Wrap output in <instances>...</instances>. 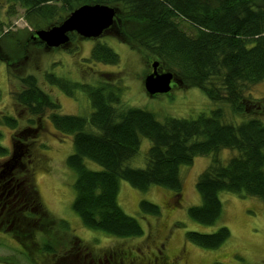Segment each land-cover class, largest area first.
I'll return each mask as SVG.
<instances>
[{
  "label": "trees",
  "instance_id": "1",
  "mask_svg": "<svg viewBox=\"0 0 264 264\" xmlns=\"http://www.w3.org/2000/svg\"><path fill=\"white\" fill-rule=\"evenodd\" d=\"M178 4L164 3L158 9L157 0L0 2V39L4 37V41L10 39L18 43L23 36V46L36 43L39 47L44 44L35 40L36 31L60 25L81 6L113 8L116 12L113 25L123 20L130 22L133 31L123 37L153 56L150 69L151 64L157 62L173 75L172 88L177 78L181 85L203 92L211 103L208 109L193 117H159L148 109L129 106L123 100L125 87L95 68L106 59L113 60V65L119 64V55L112 44H123V40L119 41L116 31L112 36L96 39L89 56H82L83 60L94 64V75L90 79L75 72L67 77L43 71L40 78L45 82L44 88L38 76L20 68L14 71L10 67L13 62L0 59V69L4 68L16 106L14 115L0 113V126L19 134L21 116L33 121L45 117L54 131L69 138L73 146L72 154L65 160V167L74 174L72 193H67L79 222L74 217H70L74 221L70 226L64 220L56 222L57 219L42 208L30 183L28 188L13 192L17 194L14 200L11 197L0 200V211L3 210L4 215L8 213L6 220L10 222L0 233L20 245L26 261H32L38 253L52 261L65 259V264L82 259L91 246L73 235L72 227L77 224L83 232L99 231L115 240L140 238L144 234L140 223L124 213L118 203L120 181L143 193L160 186L179 194L181 169L189 168L197 157H206L208 164L196 180L201 201L191 210L203 211L202 215L197 213L196 219L210 222L214 212L219 210L221 214L223 193L258 200L264 206V98L250 93L264 82V0H183ZM145 5H151L149 12L144 10ZM15 17L31 33L23 35L12 28ZM68 36L69 41L79 37L76 33ZM0 43L4 42L0 40ZM121 83L124 85L122 79ZM54 91L70 98L83 94L88 111L63 114L52 95ZM2 139L0 133V159L4 160L13 157L15 151L4 147ZM146 141L148 147L141 153ZM9 191L8 188L3 192L4 196ZM62 231L68 237L65 241H60ZM53 232L60 235L56 237ZM222 232L229 234L225 228L220 229L219 234ZM89 237L96 243L106 238L95 234ZM206 238L214 240L215 236ZM54 244L66 245L64 252L57 254ZM100 249L103 248L94 253L96 261L108 258L109 254L114 258L113 262L108 261L111 264L124 258L123 249ZM12 256L0 259V264H15L11 263L15 259Z\"/></svg>",
  "mask_w": 264,
  "mask_h": 264
},
{
  "label": "rangeland",
  "instance_id": "2",
  "mask_svg": "<svg viewBox=\"0 0 264 264\" xmlns=\"http://www.w3.org/2000/svg\"><path fill=\"white\" fill-rule=\"evenodd\" d=\"M157 1L158 9L164 3L172 6L178 3L180 5L183 2V0ZM150 9L151 5L144 6L145 11L149 12ZM158 9L153 8L155 11ZM5 23L10 25V22ZM12 23L14 24H12V28L18 33L21 32L23 35L31 33L17 17L12 19ZM49 28L51 27L46 29ZM115 31L120 36L119 41L123 40V44H112L119 55V64L113 65V60L106 59L103 65H97L95 68L105 72L103 75L110 76V80H117L125 87L126 92L123 100L129 106L148 109L159 117H193L211 106L203 92L181 85L177 78H175L174 87L168 94L148 96L143 88V80L151 71L150 63L154 60L153 56L137 46L132 40L123 37L133 31L132 24L125 20L114 24L98 37L99 39H96L112 36ZM22 37L18 43H13L10 39L4 41V37L1 38L0 40L4 43H0V59L13 62L10 67L14 71L20 68L23 72L38 76L40 84L44 88L45 82L40 78L43 71L56 76L66 75L68 77L72 72H75V74L88 79L93 77L94 64L83 60L85 57L82 56L86 54L89 56L91 48L97 43L96 39H94L95 41L83 40L79 36L80 38L72 39L57 50L45 46L39 47L36 43H27V46H23L25 38L22 39ZM1 65L3 66V63ZM87 70L91 71L87 74ZM159 71L168 72L163 66H159ZM4 76V68H2L0 69V113L11 112L14 115L16 106ZM71 77L74 80H79L75 76ZM121 79L124 85L121 83ZM46 88L48 90L47 84ZM74 93L76 92L74 91ZM250 93L254 97L264 98V82L256 85ZM52 95L60 104L63 114L77 115L88 111L89 105H87L86 97L83 94L79 98L74 96L70 98L65 93L54 91ZM20 119L21 133L19 134L0 126V133L3 135L2 145L10 152L15 151L20 157L23 156L16 170L19 181L25 179L26 182L19 187L26 186L28 188L30 183L31 190L39 196L42 208L55 217L56 222L64 220L70 226V222L74 224L70 217L75 218V216L71 208L72 200L68 202L71 196L67 192L72 193L74 174L65 167V160L73 152L72 142L69 138H64L56 133L45 117H42L40 121L36 119L33 121L23 115ZM23 130L25 131L22 132ZM147 147L148 142H143L141 153ZM2 161L3 159H0V162ZM207 164L206 157H197L189 168L181 169L182 188L179 194H174L160 186H153L143 193L134 190L125 181H120L118 203L124 213L134 217L140 223L143 236L115 240L99 231L83 232L80 225L77 224L72 227L74 234H71L78 235L86 245L91 247L86 254L83 253L82 259L79 261L73 259L72 264H89L90 261L94 264L96 262L94 253L99 248H103L100 249L102 251H109L111 248L128 250L132 254L126 255L124 262L125 264H135L140 262L143 253L153 257L152 251L155 247H160L164 256L175 259L176 264H264V206L258 200L238 198L235 195L223 193L220 201L223 204V210L221 214L219 213L220 215L218 210L213 213L214 217L210 222L196 219L197 213L203 214L202 210H191L201 201L199 193H197L196 180ZM219 189L218 187L216 191ZM202 201L204 202V196ZM75 220L77 221L76 218ZM72 228L71 230H73ZM222 228L227 229L229 234L222 232L220 235L219 231ZM62 233L63 237H60V241H65L68 237L64 231ZM2 234L0 233V259H6L13 255L12 257L15 259L11 260V263L16 262L15 264H65V259L63 261L62 258L57 261L53 260L56 262L54 263L49 257L42 258L46 256H41L39 253L35 254L34 258L30 256L33 258L32 261H26L23 257L25 253L20 245ZM52 234L56 237L60 235L55 232ZM94 234L99 238L103 236L106 238L96 243L89 237ZM213 235L215 236L214 240L206 238ZM94 238L98 240L96 236ZM38 239L41 242L40 238ZM54 248L57 254H62L66 245L54 244ZM49 256L54 258L52 255Z\"/></svg>",
  "mask_w": 264,
  "mask_h": 264
},
{
  "label": "water",
  "instance_id": "3",
  "mask_svg": "<svg viewBox=\"0 0 264 264\" xmlns=\"http://www.w3.org/2000/svg\"><path fill=\"white\" fill-rule=\"evenodd\" d=\"M115 16V10L107 6H81L60 25L36 31L35 40L47 48H61L68 44V35L71 33H76L84 39H96L113 25ZM157 68L158 63L153 62L152 71L144 80L145 91L150 96L167 94L172 89L173 75L170 72L158 73Z\"/></svg>",
  "mask_w": 264,
  "mask_h": 264
},
{
  "label": "flooded vegetation",
  "instance_id": "4",
  "mask_svg": "<svg viewBox=\"0 0 264 264\" xmlns=\"http://www.w3.org/2000/svg\"><path fill=\"white\" fill-rule=\"evenodd\" d=\"M150 74V73H149ZM23 156L20 157V155L14 153L13 157L5 158L2 162H0V200L5 197H11L12 200H14L17 196V194L13 195V192L20 188L19 186L25 183L23 179L19 181L18 173H17V165L21 161ZM9 188L8 194L4 196L3 192H5ZM9 212V211H8ZM8 214V213H7ZM7 214H3V210L0 211V231H5L4 227L10 222H7L6 217ZM9 216L12 215L9 213ZM6 224V225H5ZM12 226V224H11ZM124 258L122 259H116L114 264H125L124 260L126 259V255L132 254V252L128 250H124ZM153 257L150 256V254L146 255L145 253L142 254L140 257L141 260L138 263L135 264H176L175 259H170L169 256H164L162 254V250L160 247H155V249L152 251ZM113 262V254H109L108 258L103 257L102 260H97L94 262V264H111L108 261ZM89 264H92V261L89 262ZM113 264V263H112Z\"/></svg>",
  "mask_w": 264,
  "mask_h": 264
}]
</instances>
